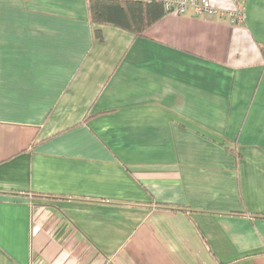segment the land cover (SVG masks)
I'll use <instances>...</instances> for the list:
<instances>
[{
  "label": "crops",
  "instance_id": "crops-1",
  "mask_svg": "<svg viewBox=\"0 0 264 264\" xmlns=\"http://www.w3.org/2000/svg\"><path fill=\"white\" fill-rule=\"evenodd\" d=\"M238 1L135 36L0 0V264H264V0Z\"/></svg>",
  "mask_w": 264,
  "mask_h": 264
},
{
  "label": "trees",
  "instance_id": "trees-1",
  "mask_svg": "<svg viewBox=\"0 0 264 264\" xmlns=\"http://www.w3.org/2000/svg\"><path fill=\"white\" fill-rule=\"evenodd\" d=\"M89 16L97 25H112L145 36L146 31L169 13L157 0H89ZM101 40L102 32L97 29Z\"/></svg>",
  "mask_w": 264,
  "mask_h": 264
},
{
  "label": "built area",
  "instance_id": "built-area-1",
  "mask_svg": "<svg viewBox=\"0 0 264 264\" xmlns=\"http://www.w3.org/2000/svg\"><path fill=\"white\" fill-rule=\"evenodd\" d=\"M170 13L207 16H228L233 23H240L244 20L243 5L240 1H235V7L230 11L219 10L211 3V0H157Z\"/></svg>",
  "mask_w": 264,
  "mask_h": 264
}]
</instances>
